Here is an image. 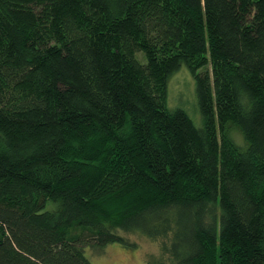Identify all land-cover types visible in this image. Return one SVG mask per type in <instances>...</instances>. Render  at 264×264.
<instances>
[{"label":"trees","instance_id":"trees-1","mask_svg":"<svg viewBox=\"0 0 264 264\" xmlns=\"http://www.w3.org/2000/svg\"><path fill=\"white\" fill-rule=\"evenodd\" d=\"M183 64L200 128L168 105ZM121 232L150 264H264V0H0V264Z\"/></svg>","mask_w":264,"mask_h":264},{"label":"rangeland","instance_id":"rangeland-1","mask_svg":"<svg viewBox=\"0 0 264 264\" xmlns=\"http://www.w3.org/2000/svg\"><path fill=\"white\" fill-rule=\"evenodd\" d=\"M139 56L141 57L142 54ZM168 105L172 109H183L195 126L199 128L203 126L195 79L186 64H183L168 81ZM57 205L50 202L47 210H56ZM121 235L137 243L138 247L131 249L120 244H112L105 249L103 254L87 249V256L92 264H150L153 258H161L160 241H152L139 232L128 235L121 232Z\"/></svg>","mask_w":264,"mask_h":264}]
</instances>
